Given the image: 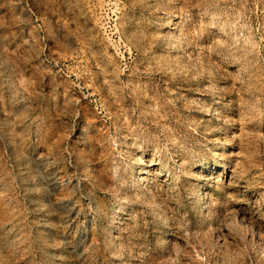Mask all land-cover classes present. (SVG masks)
Here are the masks:
<instances>
[{
	"label": "rangeland",
	"instance_id": "1",
	"mask_svg": "<svg viewBox=\"0 0 264 264\" xmlns=\"http://www.w3.org/2000/svg\"><path fill=\"white\" fill-rule=\"evenodd\" d=\"M258 242L264 0H0V264H264Z\"/></svg>",
	"mask_w": 264,
	"mask_h": 264
},
{
	"label": "bare ground",
	"instance_id": "2",
	"mask_svg": "<svg viewBox=\"0 0 264 264\" xmlns=\"http://www.w3.org/2000/svg\"><path fill=\"white\" fill-rule=\"evenodd\" d=\"M69 2V1H68ZM161 161H160V159H158V158H152V160H151V163L149 164V166H153L154 164H159ZM155 167V166H154ZM154 167H152V168H154ZM151 168V169H152ZM151 169H149V170H147V171H145V172H150L151 171ZM155 170H156V168H154ZM95 172V169H94V167L91 165V164H88L87 166H86V168H85V174L87 175V176H89V175H91V174H93ZM168 180V178L167 177H165L164 179H163V181H167ZM244 217V216H243ZM242 217V218H243ZM245 218V217H244ZM243 232L247 235V236H249V237H251V238H254L255 237V231L247 224V225H245V227H244V229H243ZM259 243V245H260V248H263L264 249V246L260 243V242H258Z\"/></svg>",
	"mask_w": 264,
	"mask_h": 264
}]
</instances>
